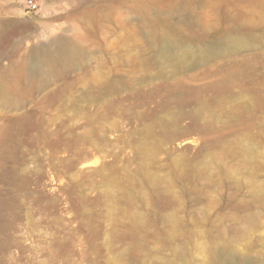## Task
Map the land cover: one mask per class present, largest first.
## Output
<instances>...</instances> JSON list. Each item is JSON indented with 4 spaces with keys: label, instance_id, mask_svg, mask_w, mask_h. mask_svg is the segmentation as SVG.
<instances>
[{
    "label": "rangeland",
    "instance_id": "obj_1",
    "mask_svg": "<svg viewBox=\"0 0 264 264\" xmlns=\"http://www.w3.org/2000/svg\"><path fill=\"white\" fill-rule=\"evenodd\" d=\"M26 2L0 0V264H264V0Z\"/></svg>",
    "mask_w": 264,
    "mask_h": 264
},
{
    "label": "built area",
    "instance_id": "obj_2",
    "mask_svg": "<svg viewBox=\"0 0 264 264\" xmlns=\"http://www.w3.org/2000/svg\"><path fill=\"white\" fill-rule=\"evenodd\" d=\"M27 7L30 10H37L38 9V4L36 2V0H27Z\"/></svg>",
    "mask_w": 264,
    "mask_h": 264
},
{
    "label": "bare ground",
    "instance_id": "obj_3",
    "mask_svg": "<svg viewBox=\"0 0 264 264\" xmlns=\"http://www.w3.org/2000/svg\"><path fill=\"white\" fill-rule=\"evenodd\" d=\"M57 47H58V49L56 51L57 52V56L61 57V54L63 52V42H61V43L59 42Z\"/></svg>",
    "mask_w": 264,
    "mask_h": 264
}]
</instances>
